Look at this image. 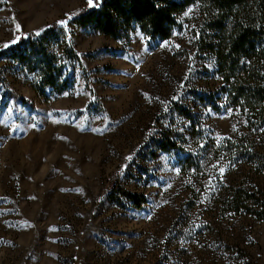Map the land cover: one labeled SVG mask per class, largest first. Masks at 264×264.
Listing matches in <instances>:
<instances>
[{
    "label": "rangeland",
    "instance_id": "1",
    "mask_svg": "<svg viewBox=\"0 0 264 264\" xmlns=\"http://www.w3.org/2000/svg\"><path fill=\"white\" fill-rule=\"evenodd\" d=\"M92 3L0 0V49ZM212 18L189 4L159 42L75 30L82 66L62 94L0 55V264H264V220L229 204L237 189L264 201V173L239 152L264 154V125L223 91ZM166 131L176 147L154 156ZM118 173L140 206L111 200Z\"/></svg>",
    "mask_w": 264,
    "mask_h": 264
},
{
    "label": "trees",
    "instance_id": "2",
    "mask_svg": "<svg viewBox=\"0 0 264 264\" xmlns=\"http://www.w3.org/2000/svg\"><path fill=\"white\" fill-rule=\"evenodd\" d=\"M195 2L214 17L216 41L211 49L222 76L223 91L232 105L248 110L258 124L264 125V0H93L70 14L64 23L56 20L45 29L21 35L15 44L0 49V55L14 61L40 95L62 94L74 84V68L82 66L73 45L75 30L120 39L139 29L151 42L164 41L178 26L177 15ZM8 96L32 106V101L24 97L12 92ZM197 98L218 109L210 94L197 93ZM178 110L188 118L194 117L184 106ZM164 133L163 141L154 142V156L176 147L169 132ZM239 152L248 155L264 173V154L248 147ZM119 178L120 173L109 180L111 200L123 196L140 206L144 197L123 189ZM229 197L234 198L229 201L232 210L264 220V201L254 197L253 192L237 189ZM251 202L259 203L261 208H254Z\"/></svg>",
    "mask_w": 264,
    "mask_h": 264
},
{
    "label": "snow or ice",
    "instance_id": "3",
    "mask_svg": "<svg viewBox=\"0 0 264 264\" xmlns=\"http://www.w3.org/2000/svg\"><path fill=\"white\" fill-rule=\"evenodd\" d=\"M61 23H64V22H61ZM223 172V169H221V173Z\"/></svg>",
    "mask_w": 264,
    "mask_h": 264
}]
</instances>
